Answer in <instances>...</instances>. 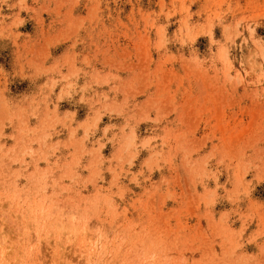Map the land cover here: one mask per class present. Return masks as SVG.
I'll list each match as a JSON object with an SVG mask.
<instances>
[{"label": "rangeland", "instance_id": "1", "mask_svg": "<svg viewBox=\"0 0 264 264\" xmlns=\"http://www.w3.org/2000/svg\"><path fill=\"white\" fill-rule=\"evenodd\" d=\"M1 263L264 264V0H0Z\"/></svg>", "mask_w": 264, "mask_h": 264}, {"label": "bare ground", "instance_id": "2", "mask_svg": "<svg viewBox=\"0 0 264 264\" xmlns=\"http://www.w3.org/2000/svg\"><path fill=\"white\" fill-rule=\"evenodd\" d=\"M27 250V249H26ZM2 253V252H1ZM31 255V254H30ZM23 257V256H22ZM2 258V257H1ZM6 259V258H5ZM14 261V260H13ZM16 261V260H15ZM19 261V260H18ZM2 264V263H1Z\"/></svg>", "mask_w": 264, "mask_h": 264}]
</instances>
